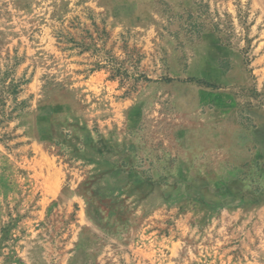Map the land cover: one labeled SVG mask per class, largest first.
Returning <instances> with one entry per match:
<instances>
[{
  "label": "rangeland",
  "instance_id": "rangeland-1",
  "mask_svg": "<svg viewBox=\"0 0 264 264\" xmlns=\"http://www.w3.org/2000/svg\"><path fill=\"white\" fill-rule=\"evenodd\" d=\"M14 1L0 0V264H66L75 228L95 226L76 216L95 209L86 204L89 187L79 185L89 169L80 153L37 137L47 132L33 121L52 112L103 123L126 115L125 124L129 113L139 114L146 139L158 136L165 168L158 169L157 206L101 222L108 231L88 234L89 258L264 264L259 186L242 192L239 183L242 197L220 204L231 194L219 180V159L208 177L183 161L202 129L197 115L219 117L214 111L226 94L182 82L198 51L230 50L244 75L235 98L258 103L264 114V0H17L20 9ZM214 127L211 139L219 142ZM116 219L124 223L111 230Z\"/></svg>",
  "mask_w": 264,
  "mask_h": 264
},
{
  "label": "crops",
  "instance_id": "crops-1",
  "mask_svg": "<svg viewBox=\"0 0 264 264\" xmlns=\"http://www.w3.org/2000/svg\"><path fill=\"white\" fill-rule=\"evenodd\" d=\"M28 2L32 5L36 3L35 0ZM16 4L17 0L14 5L18 9ZM239 64L238 55L230 50L210 48L198 51L189 63L188 77L182 80L205 89H220L222 94H226L224 102L214 111L219 117H213L210 113L195 117L196 121L203 123L202 129H198L193 140L187 142L186 159L183 160L188 170L201 169L203 177H208L215 167L212 164L216 158L219 159L216 166L220 171L219 180L231 194L227 199L220 197V204L232 200L237 202L238 197H242L239 196L240 191H245V185H251V188L259 186L256 192L264 194V114L258 103L235 98L233 90L241 87L242 76L244 78ZM107 102L110 105L114 100L108 99ZM200 102L207 105L204 98ZM66 106L69 108L68 104ZM130 114L127 121H138V127H132L135 125L129 122L125 124L126 115L122 118L110 115L103 123L100 119H88L85 115L58 116L52 112L33 121L37 130L44 128L47 132L44 137L37 135L39 139H44L50 147L65 146L73 154L78 155L79 152L82 166L89 167L85 169L79 185L89 187L91 195L86 204L94 203L95 209L93 212L76 210V216L81 214V219L87 218L95 229L86 225L75 228L77 241L73 242L74 254L66 260V264H102L98 263V258H89L87 254L92 244L88 241V234L96 235L97 230L108 231L103 223L108 224L112 217H125L126 220L132 218L133 214L137 215L138 206L144 211L147 204L153 203L154 207L158 204V169L165 168L160 166L164 163H160L158 158V136H155L154 143L149 142L140 128L138 119L141 115ZM120 119H124L122 126ZM212 125H215V137L221 139L219 142L211 139ZM178 166L172 165L171 168L178 169ZM239 183H242L241 190ZM206 185L209 187L210 182ZM250 192L255 190L251 189ZM246 201L252 199L246 198ZM116 220L109 226L111 230L116 224L124 223V220ZM81 255L83 259H78Z\"/></svg>",
  "mask_w": 264,
  "mask_h": 264
}]
</instances>
